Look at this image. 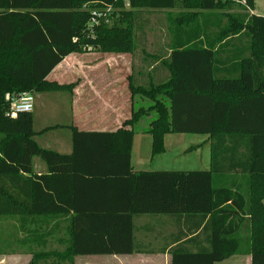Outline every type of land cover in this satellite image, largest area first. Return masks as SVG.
<instances>
[{"label": "trees", "instance_id": "obj_1", "mask_svg": "<svg viewBox=\"0 0 264 264\" xmlns=\"http://www.w3.org/2000/svg\"><path fill=\"white\" fill-rule=\"evenodd\" d=\"M144 10L168 12L170 53L158 57L168 76L139 84L131 72V112L118 129L40 131L70 132V153L60 154L38 146L32 112L6 116L8 97L72 93L77 82L47 79L70 55L135 54ZM253 10L254 0H0V219L15 221L29 264L137 253L132 223L143 215L192 218L197 228L205 221L206 246L186 240L169 251L171 264L242 254L264 264V15ZM137 132L151 137L152 157L164 152L166 134L208 135L209 170L134 171ZM34 158L44 174L34 172ZM240 164L251 179L247 201L220 183L224 166ZM245 221L244 248L238 229ZM54 233L62 252L46 251Z\"/></svg>", "mask_w": 264, "mask_h": 264}, {"label": "crops", "instance_id": "obj_2", "mask_svg": "<svg viewBox=\"0 0 264 264\" xmlns=\"http://www.w3.org/2000/svg\"><path fill=\"white\" fill-rule=\"evenodd\" d=\"M250 13L255 14L254 10ZM235 46L238 47L239 44L236 43ZM229 48L231 49V47ZM166 52L168 53L163 59H167L169 56L170 51L167 50ZM133 56H135V54H82L66 57L48 75L47 79L62 85L75 82L78 84L72 93H68V98L65 101H59V98H56L57 101L52 100V102H50V104L54 105L56 114L64 115L65 122L59 121L47 127H53L55 125L73 126L79 131L86 132H112L118 129L121 123L129 117L131 112V99L127 91L126 82H124L127 77L132 74L131 72H133V75L135 73L138 78L143 77L140 83L145 84L149 82H163L168 76L166 69L161 68L159 65V55L155 56L158 59H155V61L153 59V63H147L146 60L141 59V61H136V64L132 65L131 58H133ZM137 81L139 83V80ZM36 95L37 94L33 95L34 104L31 113L33 125L35 122V113L37 114L35 111L37 107L35 106ZM45 101H48L46 97ZM45 128L36 130L33 128L34 132L37 133L35 136L42 134V136H45L46 134L53 133L56 148L49 149L39 146L34 138L38 146L42 149L52 150L60 154H69L71 150L70 132L66 129L56 128L41 134L40 131ZM172 135L182 136L183 134H166L163 138L164 152L162 154L167 150L165 146L166 139L175 138ZM198 136L203 137V140L201 144L194 146V150H199L201 146H208L209 169V136ZM139 145L144 146L143 151H141ZM137 152L139 156H144L147 152L151 156V137L148 134L141 132L134 134L130 153L131 168L134 171H148L143 168V165L141 166V161L132 162L133 155L135 154V156H137ZM33 169L37 175L46 172L45 165L35 168L33 163ZM221 175H223L221 176V178H223L220 183L238 189L242 195V200L247 201V187L251 179L246 171L245 165H226ZM13 223L16 226L15 221H13ZM204 223L205 221L200 228H197V224L192 218L148 215L137 216L133 218L132 223L134 227V247L137 253L127 255L77 256L73 259V264H77V262H81V260H83L82 264H171L169 251L180 244H184L186 240L194 239L193 244H197L199 247L206 246L203 241L205 235H203L201 231ZM248 228V222L245 221L238 229V237L244 248L247 246ZM48 250L62 252L63 247H61L60 250L56 248H46V251ZM26 254L25 261L29 264L31 259L29 251ZM228 259L233 264H251L250 256L245 254L234 255ZM42 262L57 264L52 259L42 260L38 262V264Z\"/></svg>", "mask_w": 264, "mask_h": 264}, {"label": "rangeland", "instance_id": "obj_3", "mask_svg": "<svg viewBox=\"0 0 264 264\" xmlns=\"http://www.w3.org/2000/svg\"><path fill=\"white\" fill-rule=\"evenodd\" d=\"M180 11L179 4L176 5L175 9L171 13H178ZM233 13H240L246 15L248 12L244 11L243 8L233 6L230 10ZM167 11H142L141 19L139 20L138 30L136 32V46L137 50L135 56L131 58L132 65L136 64V61L145 59L148 63H153V57L159 55L161 59L165 58L168 52L167 43L169 41V29L167 21ZM254 13L259 16L264 15V0H254ZM87 55H100L91 53ZM135 57V58H134ZM155 61V59H154ZM135 75V73H134ZM137 76V75H135ZM143 77L137 78L142 82ZM126 82V81H124ZM38 95V96H37ZM35 96V122L33 128L42 129L56 122H65L64 115H58L55 113V107L50 104L52 100L65 101L68 98L66 92L56 93H45L37 94ZM45 97L48 101H45ZM127 98V95H126ZM141 101V100H136ZM125 102V101H124ZM126 103V102H125ZM63 113V112H62ZM146 121L141 122L137 127L138 130L145 127ZM65 133V132H64ZM43 135V134H42ZM38 135L34 136L39 146L47 147L49 149L56 148L54 142V134H46L45 136ZM142 136V135H140ZM174 139H166V152L164 154L154 156L151 158L147 153L145 155H133L132 162L141 161L145 170L148 171H205L208 169L209 164V151L208 146H201L199 150L188 151L189 148L201 144L203 137L194 134H183L182 136L172 135ZM141 151L144 146L139 145ZM136 151V150H135ZM33 163L35 168L44 166L43 163L38 159L34 158ZM21 233L17 230L14 223L10 219H0V264H27L25 261V255L29 251L26 248H21L16 243L17 240L21 239ZM61 238L60 233H54V235L48 240V249L60 250L61 247L57 244L56 240ZM33 249V248H32ZM31 249V251H32ZM34 250V249H33ZM85 260V259H84ZM77 262V264H82ZM50 262V261H49ZM41 264H50L44 263ZM217 264H233L229 259L219 262Z\"/></svg>", "mask_w": 264, "mask_h": 264}, {"label": "built area", "instance_id": "obj_4", "mask_svg": "<svg viewBox=\"0 0 264 264\" xmlns=\"http://www.w3.org/2000/svg\"><path fill=\"white\" fill-rule=\"evenodd\" d=\"M8 101L6 116L10 119H15L20 113H31L33 110L34 99L31 93L23 92L19 95L8 97Z\"/></svg>", "mask_w": 264, "mask_h": 264}]
</instances>
